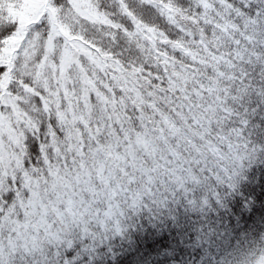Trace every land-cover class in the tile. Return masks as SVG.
<instances>
[{"label":"snow or ice","instance_id":"obj_1","mask_svg":"<svg viewBox=\"0 0 264 264\" xmlns=\"http://www.w3.org/2000/svg\"><path fill=\"white\" fill-rule=\"evenodd\" d=\"M117 237L264 264V0H0V264Z\"/></svg>","mask_w":264,"mask_h":264},{"label":"trees","instance_id":"obj_2","mask_svg":"<svg viewBox=\"0 0 264 264\" xmlns=\"http://www.w3.org/2000/svg\"><path fill=\"white\" fill-rule=\"evenodd\" d=\"M259 191V189H257ZM154 229L157 236H168L169 242H172V234L167 229V226L163 228H156L154 225H146L144 231L139 233V236L141 237V240L143 241V237L146 235H150L148 232V229ZM132 240H135V237L132 238ZM144 243H150L151 240L143 241ZM247 245H245V248ZM111 248L113 251H109L105 254H103L101 259L104 260V264H132L130 259H127L128 254L134 251V247L131 246L130 241L125 240L123 238L117 237L114 238V240L111 242ZM170 251V250H169ZM231 251V250H229ZM202 258L206 259L207 257L204 255V253H201ZM185 259H195L194 250L189 247L187 253L184 254ZM232 258V257H230Z\"/></svg>","mask_w":264,"mask_h":264}]
</instances>
